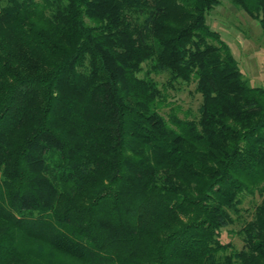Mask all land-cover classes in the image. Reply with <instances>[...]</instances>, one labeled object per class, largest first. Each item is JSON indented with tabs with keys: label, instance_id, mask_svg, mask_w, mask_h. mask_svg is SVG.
I'll list each match as a JSON object with an SVG mask.
<instances>
[{
	"label": "trees",
	"instance_id": "16d2710c",
	"mask_svg": "<svg viewBox=\"0 0 264 264\" xmlns=\"http://www.w3.org/2000/svg\"><path fill=\"white\" fill-rule=\"evenodd\" d=\"M227 1L264 34V0ZM216 4L0 0V264H264V87ZM150 73L192 83L195 116Z\"/></svg>",
	"mask_w": 264,
	"mask_h": 264
},
{
	"label": "rangeland",
	"instance_id": "374dc122",
	"mask_svg": "<svg viewBox=\"0 0 264 264\" xmlns=\"http://www.w3.org/2000/svg\"><path fill=\"white\" fill-rule=\"evenodd\" d=\"M204 21L227 45L248 85L264 87V34L257 22L235 9L227 0H217V4L204 16ZM146 69V66L141 64L138 76H142ZM148 77L154 81L157 88L163 89L168 102L165 111L171 107L175 109L178 118L195 116L200 97L194 92L192 83L184 84L178 81L169 85L165 74L150 73ZM260 199L261 196L257 193L242 198L237 215H233V222L220 230L222 243H228L234 250L241 248L238 229L251 219L253 207Z\"/></svg>",
	"mask_w": 264,
	"mask_h": 264
}]
</instances>
